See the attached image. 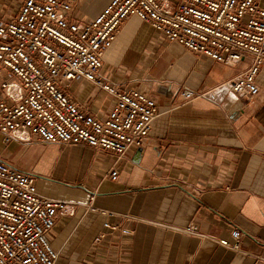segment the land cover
<instances>
[{
    "label": "crops",
    "instance_id": "0c3cea01",
    "mask_svg": "<svg viewBox=\"0 0 264 264\" xmlns=\"http://www.w3.org/2000/svg\"><path fill=\"white\" fill-rule=\"evenodd\" d=\"M21 1L0 0V17L15 14ZM109 1L78 0L73 18L87 22ZM247 65H226L165 41L133 15L105 50L99 73L156 100L159 114L140 146L115 164L113 153L84 143H4L0 136L1 160L31 173L39 193L75 204L49 233L55 264H264V67L252 98L225 87L216 102L181 96L185 88H218ZM63 88L99 117L115 102L82 78ZM189 225L203 237L171 227ZM234 228L237 251L218 243L231 240Z\"/></svg>",
    "mask_w": 264,
    "mask_h": 264
},
{
    "label": "built area",
    "instance_id": "2783aa9c",
    "mask_svg": "<svg viewBox=\"0 0 264 264\" xmlns=\"http://www.w3.org/2000/svg\"><path fill=\"white\" fill-rule=\"evenodd\" d=\"M78 0H22L15 14L0 17V136L4 143L87 144L115 155V164L148 136L158 113L154 97L120 88L99 71L103 54L130 16L149 23L165 41L214 61L247 67L218 88L183 89L185 101L216 102L227 88L249 99L259 92L256 74L264 67L262 0H110L87 22L73 12ZM84 79L115 98L99 117L70 96L63 84ZM115 166V165H114ZM118 173L110 169L111 179ZM88 207H91L88 204ZM92 208V207H91ZM75 204L37 191L34 176L0 159V264H55L58 252L49 233ZM121 234L128 227L104 224ZM203 237L195 226H171ZM105 233L94 238L98 244ZM218 243L237 251L240 233Z\"/></svg>",
    "mask_w": 264,
    "mask_h": 264
},
{
    "label": "water",
    "instance_id": "95a60500",
    "mask_svg": "<svg viewBox=\"0 0 264 264\" xmlns=\"http://www.w3.org/2000/svg\"><path fill=\"white\" fill-rule=\"evenodd\" d=\"M240 105L239 103H237V106ZM238 107H235V109H237Z\"/></svg>",
    "mask_w": 264,
    "mask_h": 264
},
{
    "label": "rangeland",
    "instance_id": "374dc122",
    "mask_svg": "<svg viewBox=\"0 0 264 264\" xmlns=\"http://www.w3.org/2000/svg\"><path fill=\"white\" fill-rule=\"evenodd\" d=\"M264 5V4H263Z\"/></svg>",
    "mask_w": 264,
    "mask_h": 264
}]
</instances>
